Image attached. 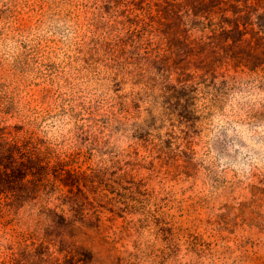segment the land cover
<instances>
[{
    "label": "rangeland",
    "instance_id": "rangeland-1",
    "mask_svg": "<svg viewBox=\"0 0 264 264\" xmlns=\"http://www.w3.org/2000/svg\"><path fill=\"white\" fill-rule=\"evenodd\" d=\"M156 1L0 0V134L79 174L101 264H264V65L163 71L126 40ZM37 210L0 217V264Z\"/></svg>",
    "mask_w": 264,
    "mask_h": 264
},
{
    "label": "trees",
    "instance_id": "trees-1",
    "mask_svg": "<svg viewBox=\"0 0 264 264\" xmlns=\"http://www.w3.org/2000/svg\"><path fill=\"white\" fill-rule=\"evenodd\" d=\"M142 9L143 17L127 19L134 27L126 40L159 62L163 71L174 70L183 77L194 75L190 69L195 67L202 73L194 76H216L226 64L250 70L264 65V0H158ZM193 31L200 35L193 36ZM79 178L61 161L52 165L44 160L30 141L0 134V217L27 204L38 206L39 231L21 234L22 242L7 264L103 262L87 245L95 240L91 230L101 242L108 241L101 234L99 217L88 216L93 201ZM59 184L68 187L58 199L70 214L58 210L59 204H47Z\"/></svg>",
    "mask_w": 264,
    "mask_h": 264
}]
</instances>
